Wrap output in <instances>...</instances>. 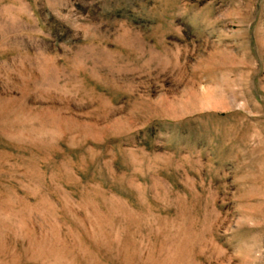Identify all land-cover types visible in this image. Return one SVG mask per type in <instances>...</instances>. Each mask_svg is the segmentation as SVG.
I'll return each instance as SVG.
<instances>
[{
  "label": "rangeland",
  "instance_id": "rangeland-1",
  "mask_svg": "<svg viewBox=\"0 0 264 264\" xmlns=\"http://www.w3.org/2000/svg\"><path fill=\"white\" fill-rule=\"evenodd\" d=\"M0 264H264V0H0Z\"/></svg>",
  "mask_w": 264,
  "mask_h": 264
}]
</instances>
